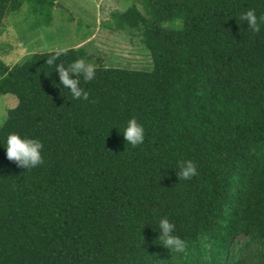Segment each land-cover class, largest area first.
<instances>
[{"label": "trees", "instance_id": "obj_1", "mask_svg": "<svg viewBox=\"0 0 264 264\" xmlns=\"http://www.w3.org/2000/svg\"><path fill=\"white\" fill-rule=\"evenodd\" d=\"M55 1L0 0V26L24 5L49 21ZM249 9L259 18L264 0H132L112 18L152 67L69 72L87 100L56 68L90 63L81 48L0 59V96L17 100L0 144L19 133L43 145L28 169L0 147V264H264V21L253 32ZM132 118L136 147L123 136ZM183 160L197 175L180 177ZM165 216L182 253L163 246Z\"/></svg>", "mask_w": 264, "mask_h": 264}, {"label": "rangeland", "instance_id": "obj_2", "mask_svg": "<svg viewBox=\"0 0 264 264\" xmlns=\"http://www.w3.org/2000/svg\"><path fill=\"white\" fill-rule=\"evenodd\" d=\"M131 4L132 0H56L49 10V21L24 5L2 21L0 59L11 67L31 54L81 48L95 67L150 70L151 58L138 32L118 31L112 18L113 13L124 12ZM38 16H43L40 21ZM180 24L175 21L165 25ZM16 103L13 95L0 96V126ZM248 239L244 234L235 237L230 254L238 253Z\"/></svg>", "mask_w": 264, "mask_h": 264}, {"label": "clouds", "instance_id": "obj_3", "mask_svg": "<svg viewBox=\"0 0 264 264\" xmlns=\"http://www.w3.org/2000/svg\"><path fill=\"white\" fill-rule=\"evenodd\" d=\"M240 20L246 21L249 28L253 32L259 31V21H264V15L257 17L255 10L249 9L240 14ZM60 51H65L61 49ZM54 58V57H53ZM49 64L52 63L50 59ZM60 73V81L62 85L70 89L73 98H81L87 100L88 93L82 87H77V81L69 79V72L76 73L78 76L82 74L85 81H90L95 76V66L91 63H86L84 59H77L65 69L62 65H56ZM123 136L127 143L136 147L144 141V129L135 118L128 120L126 127L123 130ZM6 153V158L9 161H15L19 166L24 168H34L43 162L41 151L42 143L38 139L28 138L19 133H9L5 138L3 144H0ZM180 167V177L183 179H190L197 175V168L193 161L183 160L178 162ZM159 228L161 232L160 239L163 246L167 249L182 253L185 249V241L179 236L174 235L175 225L170 222L168 217H163L159 221Z\"/></svg>", "mask_w": 264, "mask_h": 264}, {"label": "water", "instance_id": "obj_4", "mask_svg": "<svg viewBox=\"0 0 264 264\" xmlns=\"http://www.w3.org/2000/svg\"><path fill=\"white\" fill-rule=\"evenodd\" d=\"M3 21H4V19H3Z\"/></svg>", "mask_w": 264, "mask_h": 264}]
</instances>
